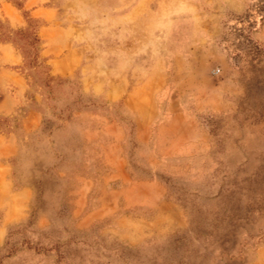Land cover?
<instances>
[{
    "label": "rangeland",
    "instance_id": "obj_1",
    "mask_svg": "<svg viewBox=\"0 0 264 264\" xmlns=\"http://www.w3.org/2000/svg\"><path fill=\"white\" fill-rule=\"evenodd\" d=\"M25 7L43 60L8 45L0 264H264V0ZM0 20L27 26L7 0Z\"/></svg>",
    "mask_w": 264,
    "mask_h": 264
},
{
    "label": "crops",
    "instance_id": "obj_2",
    "mask_svg": "<svg viewBox=\"0 0 264 264\" xmlns=\"http://www.w3.org/2000/svg\"><path fill=\"white\" fill-rule=\"evenodd\" d=\"M8 49V45H1L0 64H6L7 67H0V112L6 115L16 112L18 104H20L24 98L27 87L26 80L10 68V66H16L20 63V55L15 52L13 54L15 59L12 60L7 54L10 50ZM10 51L15 50L11 48ZM39 121V113L37 111H30L23 118L22 128L30 132L37 127ZM5 147H7L6 149H8L10 153H13L14 146L11 137L6 139Z\"/></svg>",
    "mask_w": 264,
    "mask_h": 264
},
{
    "label": "trees",
    "instance_id": "obj_3",
    "mask_svg": "<svg viewBox=\"0 0 264 264\" xmlns=\"http://www.w3.org/2000/svg\"><path fill=\"white\" fill-rule=\"evenodd\" d=\"M7 1L22 12L27 26L14 29L0 20V44L13 46L20 52L26 66L38 69L42 67L41 60H43L41 46L44 42L40 36V30L44 25L26 10L25 0ZM44 68L50 69L47 65Z\"/></svg>",
    "mask_w": 264,
    "mask_h": 264
},
{
    "label": "built area",
    "instance_id": "obj_4",
    "mask_svg": "<svg viewBox=\"0 0 264 264\" xmlns=\"http://www.w3.org/2000/svg\"><path fill=\"white\" fill-rule=\"evenodd\" d=\"M220 69H215L214 71H213V74H215V75H217V74H219L220 73Z\"/></svg>",
    "mask_w": 264,
    "mask_h": 264
}]
</instances>
